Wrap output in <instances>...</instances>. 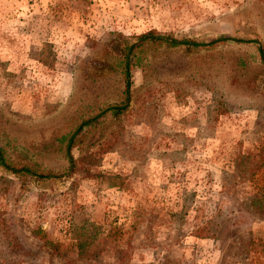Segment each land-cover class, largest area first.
<instances>
[{
    "label": "rangeland",
    "instance_id": "374dc122",
    "mask_svg": "<svg viewBox=\"0 0 264 264\" xmlns=\"http://www.w3.org/2000/svg\"><path fill=\"white\" fill-rule=\"evenodd\" d=\"M0 146V264H264V0H0Z\"/></svg>",
    "mask_w": 264,
    "mask_h": 264
},
{
    "label": "trees",
    "instance_id": "16d2710c",
    "mask_svg": "<svg viewBox=\"0 0 264 264\" xmlns=\"http://www.w3.org/2000/svg\"><path fill=\"white\" fill-rule=\"evenodd\" d=\"M227 39H228V37L219 36L215 39L208 41L205 44L206 45H212L218 41H223V40H227ZM145 41H158V42L165 41L169 46H177V45L200 46V45H203V43H197V42L189 41V40H185V39L163 37V36L158 35V34H153L152 32H149V31L140 34L135 43L130 44L129 46L126 47V51L123 55V64H122V73H123V80H124L123 98L121 99V101L114 103V104H111V105H108L105 108H103L97 115H95V117H98V116L104 114L105 112H110V114H112V115H118L121 112H123L126 109V107L128 106L129 97H130V73H129V65H128L129 64L128 54L132 51V49L134 47L138 46L139 44H141ZM258 48L260 50L259 46H258ZM91 120H92V118L86 120L85 123H88ZM80 128H81V126H79L76 129V131H78ZM71 146H72V136H70L68 138V141L66 142V148H65L66 158H67V161L69 162V165L72 164V156L70 154ZM0 166L3 167L5 170H8L9 172H11L13 174H17V175H19V174L30 175V176H36L37 178H47V177L54 176L49 171H47L45 169L37 170V169H33L31 167H28L26 165H19L15 162H12L7 156L4 155L1 146H0Z\"/></svg>",
    "mask_w": 264,
    "mask_h": 264
}]
</instances>
